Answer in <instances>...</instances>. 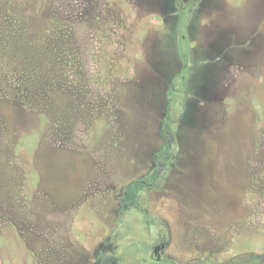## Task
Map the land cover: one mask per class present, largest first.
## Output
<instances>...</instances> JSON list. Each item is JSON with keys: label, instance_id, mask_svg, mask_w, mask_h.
<instances>
[{"label": "rangeland", "instance_id": "374dc122", "mask_svg": "<svg viewBox=\"0 0 264 264\" xmlns=\"http://www.w3.org/2000/svg\"><path fill=\"white\" fill-rule=\"evenodd\" d=\"M0 96V264H264V0H0Z\"/></svg>", "mask_w": 264, "mask_h": 264}, {"label": "trees", "instance_id": "16d2710c", "mask_svg": "<svg viewBox=\"0 0 264 264\" xmlns=\"http://www.w3.org/2000/svg\"><path fill=\"white\" fill-rule=\"evenodd\" d=\"M2 102H6L5 98L3 96H0V104ZM7 104V103H6ZM1 110H0V116H1ZM156 170L149 175V177L146 178H137L128 184H126L119 195V208L120 211L127 210L129 208H135L142 211L140 196L142 191L153 184V181L156 179L155 175Z\"/></svg>", "mask_w": 264, "mask_h": 264}, {"label": "flooded vegetation", "instance_id": "af4514ba", "mask_svg": "<svg viewBox=\"0 0 264 264\" xmlns=\"http://www.w3.org/2000/svg\"><path fill=\"white\" fill-rule=\"evenodd\" d=\"M183 20V19H182ZM157 247V246H156ZM156 247H155V250H156Z\"/></svg>", "mask_w": 264, "mask_h": 264}]
</instances>
